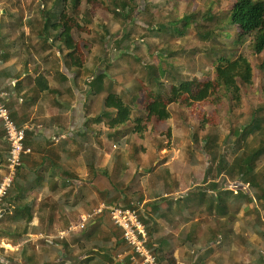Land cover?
I'll use <instances>...</instances> for the list:
<instances>
[{"label":"trees","instance_id":"16d2710c","mask_svg":"<svg viewBox=\"0 0 264 264\" xmlns=\"http://www.w3.org/2000/svg\"><path fill=\"white\" fill-rule=\"evenodd\" d=\"M138 1L41 0L37 7V12L42 16L41 19H27L28 27L36 29L37 40L44 48L40 51L39 57L41 53L44 59H50L49 57L55 55L60 62L55 61L56 67L60 69L59 65L63 64V68L67 71V74L63 75V80L73 82L71 86L74 87L70 88L68 93H71L68 95L74 98L76 92L80 90L84 96L86 121L83 132L75 134L74 141L77 143L79 138H82L79 146L85 145L81 150L79 147L73 150L76 154L85 152L86 162L90 167L89 158H96L98 154V150L93 146L94 143L102 145L100 139L111 141L117 152L114 164L119 163L118 161H121L124 156L134 162L133 165L132 161L130 162L134 168L130 172L133 173L141 167L145 152L140 151L137 143L129 142L130 138L138 136L145 141L153 126L156 128L158 124L167 123L174 118V114L178 115L184 123L195 119V124L190 123L191 132L186 130L187 135H191L184 148L187 156L186 162L192 169L199 166L197 155L200 153L195 148L200 141L209 150L208 153L215 152L217 156V163L214 167L206 166L215 177L214 181L209 183L207 178L211 176L205 175L203 178L205 185L195 188L194 196L199 200L198 206L200 207L199 217H203L205 213L211 215L219 213L221 217L226 216L233 220L234 216L226 210V206L231 203L234 206L241 205L244 209H251V217L258 213L261 221L258 209L264 213V100L259 105L251 101L253 107L248 114L242 109L245 105L244 100L254 98L248 95L257 94V92L264 95V0H234L226 6L227 8L225 7L226 9L222 5L227 0H212L215 5H218L216 10L205 6L206 0H201L185 14H180L175 6H168L167 0H151L150 2L143 0L145 1L143 10L139 9ZM152 5L157 8L168 6L163 20L157 22L153 28L144 25L146 32L140 36L143 39L151 36L161 40L158 56L163 59L162 62L154 64L138 56L141 45L137 42L138 34L135 33L141 16L147 14ZM4 13H6L5 9L0 10V14ZM100 15L111 17V19L109 22H104L102 18L101 33L90 40L97 46L95 48L88 44L84 35L93 34L92 26ZM191 27L199 42L197 50L187 49L183 44H179L180 41L184 42L180 35L191 33L189 29ZM52 34L55 36L52 37ZM33 38L28 36L29 40ZM107 41H111L121 59L129 63V70L138 88L135 92L130 89L126 90L125 95L111 90L100 101L95 114L87 116L95 102L98 101L97 97L108 90L109 79L105 72H107L106 69L111 68V60L106 50ZM249 41L255 60L243 54ZM23 45H25L24 42ZM193 52L199 55L195 57ZM169 59L185 60L186 67L166 63ZM26 60L27 63L33 60L38 64L32 58L30 51ZM28 68L24 67L21 73H18V70L15 72L8 70L9 76L18 77L19 94L23 92L25 98L35 101L37 96L61 93V88L51 86L45 72H35L37 75L35 81L27 88H21L19 77L24 76ZM183 69L189 73H183ZM207 69H210L212 74H206L203 77L198 75ZM102 70L103 74L100 73ZM87 78L90 80L87 86L83 87L82 82ZM140 93H144V102L141 108L140 106L135 108ZM235 109H240L243 113L236 116ZM228 110L231 112L232 121L230 130L224 137L223 118ZM18 124L22 123L18 120ZM161 133H165L164 147L168 152L167 149L173 146L171 127ZM25 143L26 145L28 143L27 135ZM6 146L2 126L0 170L8 157L9 151L7 152ZM70 149H72L71 146ZM170 153L172 154L173 151ZM26 157L23 162L26 161ZM54 167L28 170L22 166L18 172L10 192V199L12 198L17 206L11 218H4L0 221V238H17L20 245L18 252L7 260V264H48L40 261L38 253L39 246L45 245L50 247L49 250H53L58 258L50 264H63L61 261H64L66 255L72 257V260L85 257L84 263L87 264H113L116 255L126 249L117 232L110 227L111 221L107 212L92 217L80 233L71 232L72 244L78 247L72 246L70 242L59 237L41 239L37 242L31 241L33 236L53 235L55 220L59 221V228L66 231L72 224L70 217L73 221H78L80 215L93 214L101 203L118 198L117 196L109 197L119 188L118 179H112L114 172L103 173L107 185L106 188H100L101 190L98 189V191L106 200L101 201L99 198L94 199L97 191L95 183L82 181L80 185H76L75 180H70L67 184L59 176L60 168L53 169ZM161 168L164 166L162 165ZM44 170L48 176L45 175ZM95 170V167L90 170L87 180L94 179ZM166 171L165 173L169 175V170ZM160 172L156 173L159 175L160 182L155 183V187L152 188V190L156 189L158 197L167 191H179L177 188L176 190L161 188L160 185L166 184L164 182L166 175ZM68 176L73 175L68 174ZM187 177L188 181L189 176ZM218 177L221 179L216 182ZM45 182L48 186L44 190L43 183ZM230 182L236 183L233 189L220 190L223 185ZM63 187H71L70 202L68 197L64 200L60 198L58 201L56 197L50 195H55L56 191ZM130 188L127 186L122 191V195L126 197L123 200L124 204L132 202L133 198L143 204L146 198H150L154 200L152 203V209H154L164 201L163 198L159 200L154 192H150L151 188L141 189V192L130 191ZM34 191L42 194L40 199L32 195ZM175 192L172 194L173 197L176 195ZM231 194L233 197H230ZM47 197L54 202L48 205ZM229 198H231L230 201ZM181 204L182 202L179 203ZM61 205H65L66 212H58ZM136 205L139 204L136 203ZM36 217L40 221L39 224H34ZM144 222L147 225L149 220L144 218ZM217 234L224 236L223 241H227V235L222 231ZM150 246L159 258L153 245ZM76 251L79 254L73 256ZM159 260L162 264H173L172 260L164 261L161 257ZM122 264H129V261Z\"/></svg>","mask_w":264,"mask_h":264},{"label":"crops","instance_id":"0c3cea01","mask_svg":"<svg viewBox=\"0 0 264 264\" xmlns=\"http://www.w3.org/2000/svg\"><path fill=\"white\" fill-rule=\"evenodd\" d=\"M1 18V17H0ZM5 33L0 29V91H4L10 95V109L13 117L18 122L24 123L28 125V133L27 134V145L32 149V153L30 156L26 157V161L23 162V166H25L28 170H40L41 168H48L49 166L54 167L53 169L60 168L59 176L63 180L69 184L70 180H75L76 185H80L81 182L90 181L92 184L95 183L94 186L97 187V191L95 192V197L101 201L106 200L103 199L98 189H102L99 181H98V172L102 173H112L114 172L113 180L115 178H120L122 181H126L129 171H125L119 175L118 166L113 163V159L111 156L105 154L102 149H100L102 145L94 143V148L98 150V154L96 158L90 157L88 164L91 165L88 167L85 157V152L76 154L73 149L79 147L80 150L84 148V145L79 146L82 138H79V142L75 143L74 136L75 134H80L83 132L84 123L86 121V110L84 105V96H82V100H79V95L76 94V99L82 104L80 106H70L68 101L64 102V99H60V97L65 98L68 97L71 92L68 93L73 84L72 80L64 81L63 75L67 74V71L63 68L62 70H54L56 69L55 64L57 57L52 55L49 57L50 59H44V55L41 54V57L37 59V55L35 59L37 60L31 63H27V60L23 59L22 56L18 52V38L15 40H9V44L6 43L7 37H5ZM21 36V34H20ZM21 43L24 42L23 38H20ZM13 41V47L11 50L7 49L8 46L11 45ZM23 43L21 44V46ZM20 46V47H21ZM26 45L23 46L25 48ZM40 48V49H39ZM36 47V54L39 55L40 51L44 48L42 46ZM26 50H29L26 47ZM33 55L35 56L33 50ZM9 55V56H8ZM40 62H39V61ZM58 63L59 60H57ZM29 64V65H28ZM63 65V64H62ZM24 67H29L26 69L27 73L24 76L19 77V82L21 84V88H27L33 83L36 79V73H44L48 77V80L51 86H57L61 88V93L48 95L44 94L40 97L37 96L35 101H30L23 95L18 93V77L15 75H8L9 71L15 72L18 70V73H21ZM17 68V69H16ZM58 71L59 74H56ZM49 73V74H48ZM53 74V75H52ZM55 75V76H54ZM74 87V86H73ZM72 87V88H73ZM82 105V106H81ZM95 110H91L87 116H91L95 114ZM99 127V126H98ZM0 131L2 132V126L0 121ZM40 134V135H39ZM148 140H141L140 143H137L140 147V151H144L143 157H146L151 154L144 144ZM104 146L108 147L109 144L115 146L113 142L107 141L103 139ZM67 143V145H64ZM70 146L72 149H70ZM63 147V148H62ZM62 148V149H61ZM1 149V147H0ZM109 156L106 159V167L105 170L102 168V155ZM2 157V156H1ZM142 157L143 161L144 158ZM110 158V159H109ZM109 160V161H108ZM171 161L166 163L165 166L170 167ZM105 164V163H104ZM112 164V168L109 165ZM93 165V167H92ZM96 168L94 173V179L90 178L87 180L90 170L92 168ZM0 170V181L3 176V170ZM115 170V171H114ZM178 172V171H177ZM45 173V170H44ZM138 173V172H137ZM73 175V176H68ZM47 175V173H45ZM110 175V176H112ZM206 172H204L203 178H205ZM48 176V175H47ZM215 177H208L207 181L213 182ZM221 178H216V182H218ZM190 180V179H189ZM106 181V178H105ZM192 182V181H191ZM188 183V181H187ZM205 181L203 180V185ZM148 184V182L146 183ZM191 184V183H190ZM202 185V184H201ZM48 186V183H43L44 190ZM60 188L62 185H59ZM128 186V185H127ZM142 186V185H141ZM155 187V185H153ZM148 187H144L143 190H146ZM149 188H151L150 192H154V195L158 197L155 191L152 190V186L149 184ZM196 187H186L187 191L192 190V192L188 193V207H183L179 205L180 200H174V202L167 203L165 200L159 204V207H155L152 209V203L154 200L150 198H146L143 202L142 206L143 210L148 208V211L145 210V220H149L147 225L150 229V243L153 245V249L157 252L159 258L161 257L164 261H171L173 264H264V213L261 209H258L261 215V221L259 220V214L256 213L253 217L252 210L249 208L244 209L243 206H234L231 203L226 206V210L229 214L234 216V219L231 220L226 216L221 217L219 213H215L211 215L210 213L203 214V217H199L200 207L199 200L195 198ZM100 189V190H101ZM173 190H176L174 188ZM222 190V187L220 188ZM122 191H118L119 198L117 200H110L112 203L107 202L101 203L105 205H119L125 206L132 202H128L124 204L126 197L122 195ZM219 191V190H218ZM51 192V191H50ZM49 192V193H50ZM71 192V187H63V189H58L55 195L50 194L53 197H57L58 201L69 199ZM175 192V191H174ZM173 191L170 194L174 193ZM166 193H164L165 195ZM235 191L233 190V195ZM32 195L36 196L38 199L41 198L40 192H32ZM231 194L230 197H233ZM113 192L109 197H115ZM162 196V195H161ZM175 196H178L177 194ZM107 197V196H106ZM160 198L163 197H158ZM157 200V199H156ZM231 198H229V201ZM8 209L9 214L6 218H11L14 213L15 205L13 199H9L8 201ZM124 204V205H123ZM99 205V206H100ZM132 205H136V203H132ZM67 209L65 205H61L58 212H66ZM80 215V220H74L72 217V224L70 227H76L80 224L82 216ZM179 218H184L182 222H177ZM187 219V221H186ZM39 219L37 217L34 220V224H39ZM149 223V224H148ZM54 224H59L58 220L54 221ZM185 224V225H184ZM60 226V224H59ZM110 227L113 228L112 224ZM230 227V228H229ZM62 231V230H61ZM222 231L225 235H227V241H223V237L218 232ZM80 230H75L73 233L78 234ZM55 235L46 236H33L31 238L32 242H37L41 239H57ZM71 237V233H68L63 237L64 240L67 241L68 238ZM70 240H68L69 242ZM72 242H70L71 244ZM46 246V245H45ZM20 245L18 244V239H8V238H0V264H7L8 259L12 258L14 254L9 253H17ZM48 247V246H46ZM50 247H48L49 249ZM74 262L84 263L86 260L85 257L73 258ZM72 260V261H73ZM73 263V262H71Z\"/></svg>","mask_w":264,"mask_h":264},{"label":"rangeland","instance_id":"374dc122","mask_svg":"<svg viewBox=\"0 0 264 264\" xmlns=\"http://www.w3.org/2000/svg\"><path fill=\"white\" fill-rule=\"evenodd\" d=\"M148 1L150 2L151 0H148ZM167 1H168V6H175L177 8L178 12H180V14L187 13L189 11V9H191V7L194 4L197 5V4H199V2H201V0H167ZM40 2H41V0H0V10L5 9V11H6V13L0 14V17H1L0 18V28L2 29V32L5 33V35H6L5 37H7L6 43L9 44V40L10 41L13 40L15 42V40L18 38V52L21 50V52H19V53L24 60L27 58L29 51L31 52L32 58L35 61H37L35 59L36 55H37V59L39 58V55L36 54V47L39 48L41 46V42L37 40L38 34H37L36 29L34 30V29L28 27L27 19L28 18L29 19L32 18L33 20H37V19L40 20L41 19L42 16L40 15L39 12H37V7L39 6ZM232 2H234V0L225 1L222 5L223 8H225L227 5H229ZM137 4H138L140 10L144 9L145 1L139 0L137 2ZM204 5L208 6V7H212L213 10L218 9V5H215L212 2V0H206ZM168 6L166 5L164 7L157 8L154 5H152L150 7V11H148L147 14H143V16H141V19L138 22L139 26L135 30V33L138 34L137 42L141 45V47H140L141 51L138 53V56L142 57V59H144L147 62H151L152 64L162 62L163 58H160L158 56L161 40L157 39V38L154 39L151 36H148L146 39H143L140 36H142L146 32V28H143L144 25L146 27L149 26V27L153 28L157 22H160L161 20H163L164 16L167 13L166 9ZM102 18L105 20L104 22H109V20L111 19V17H108V16L104 17L103 15H100V18H97L94 21V24L92 26L93 34H90L89 36L87 34L84 35V38L88 41V44L91 47L97 48V46L94 45L93 43H91L90 40L93 39V37L95 35H97V34L99 35L101 33L100 26H102V24H103ZM189 29H190L191 33H185L183 35H180L181 38L184 40V42L180 41L179 44H183L187 49L197 50L199 42L196 39V33L192 27ZM20 34H21V36H20ZM117 34L119 35V33H117ZM28 36L34 37L33 40H29ZM53 36H55V34H52V37ZM20 38L24 39V44L26 45V47L29 48V50H26V47L23 48L24 45L21 46V44L23 42L21 43ZM13 41H12L11 46L9 48L10 50L13 47ZM32 50H33L35 56L33 55ZM106 50H107L108 57L111 60V62H110L111 68L106 69L107 72H105L107 78L109 79L107 82L108 90H106L104 93L100 94L97 97L98 101L95 102V104L92 108V110H95V111L98 108L100 101H102L108 95V92H110L111 90L113 92L121 93V94L125 95L126 90L130 89L132 92H135L138 88L137 84L133 78V75H132L131 71L129 70L130 69L129 63L126 60L121 59L119 52L114 50L111 41H107ZM41 54H43V53H41ZM243 54L245 56L250 57L252 60L253 59L255 60V57L252 55V46H251L250 41L246 44V46L243 50ZM152 55H153V57L151 58ZM193 55L196 57L199 54L197 52H193ZM31 62H33V60H31L29 63H31ZM166 63L174 64L177 66L183 65L184 67H186V61L185 60L183 61L180 59H169V61H166ZM59 66L63 67V65H59ZM61 67H60V69H58V67H57L54 70L60 71L63 69ZM58 71H56L57 74H59ZM182 72L183 73L186 72V74L189 73V72L185 71L184 69L182 70ZM100 73L103 74L104 71L102 70ZM206 74L207 75L212 74V71L210 69H207V70H205V72H203L201 74L198 73V75L200 77L201 76L203 77ZM48 77H51V76H48ZM89 80H90L89 78L85 79L84 82H82V86L86 87ZM257 84L259 85V82H257ZM254 85H255V82H254ZM77 92L78 93L76 95L77 96L79 95V100L81 101L83 94L81 93L80 90H78ZM76 95L74 98L72 96H68L65 98L60 97V99H62V100L64 99V102L68 101V103L70 104L69 107L75 106V105L80 106L79 104H82L83 101L82 102L77 101L78 98L76 99ZM139 96L140 97H139V100L137 101V103L135 104V108H138L139 106L141 108V106L144 102V93H140ZM248 96H253L254 98L253 99L251 98L252 100H249V98L244 100L245 105H244L242 111L246 112L247 114L252 110V107H253L252 102H253V104L255 103V104L259 105L264 100V95L260 94L259 92H257V94H250ZM123 98H127V97L123 96ZM242 111L240 109L239 110L235 109V115L239 116L241 113H243ZM174 115H173L174 118H172L167 123L160 124V125L158 124L156 126V128H155V126H153L151 128V131L148 135V138H146L148 141L144 143L146 145L147 149L149 151H151V154L146 156V157H143L144 161H142L141 167L138 168V170L134 171L133 173L130 172L129 173L130 175H128V178L126 181H122L120 178H116V179H118L117 181L119 183V186H118L119 188L117 187L118 190L113 191V194L117 195L118 198H119V195H121L118 193V191L125 189L127 187V185L129 186V188L131 186L130 191L138 190L139 192H141V189L143 190V188L146 186L149 188V184L152 187H154L153 185L155 183L157 184L158 182H160L158 180V178H159L158 174L160 172V169H162V172H160V173H164L166 175V178L164 180V182L166 184L160 185V187L165 188V189L177 188L179 191L175 192L178 196L173 197L172 194H170L171 191H167V192H165L166 193L165 195L162 193L161 197H163V199L167 203L174 202V200L180 199V202H182L181 206L188 207V202H186L187 201L186 198H188L187 195L189 192L191 193L192 190L187 191L186 187L203 186L204 172H206V175L213 177V175L211 174L209 169L207 170L206 166L208 165V168L214 167L217 163V161H216L217 156H216L215 152L208 153L209 150H207L204 147L203 142L200 141L199 144L197 145V147L195 148L200 153L197 155L198 156L197 159L200 162L199 166L197 168L192 169L191 166L186 162L187 156H186L184 148L186 147L185 144H187V141L190 139V136H191V135H187L186 130H189V132H191L192 125H190V123L195 124L196 120L191 119L190 121L184 123L183 120L180 119L178 115H176V114H174ZM224 115H225V117L223 118V127H224L223 136L225 137L230 130L232 120L230 117L231 112L229 110L226 111ZM236 123H238V121H236ZM25 126H27V128H28V125L25 124ZM170 127H171V131H172L171 140L173 143V146H172L173 150H172V148H169V149H167L168 150V152H167L165 150V147H164V145L166 143V141L164 140V139H166L164 137L165 133L162 134L161 132L162 131L166 132L167 128H170ZM141 140L142 139H140L138 136H133L132 138L129 139V142L140 143ZM100 141H101V144H103V146L100 149H102V151L104 150L103 152L104 153L106 152L105 154L108 153V155L111 156L110 158L113 159V163H114V161H116L115 160V154L117 153L116 147L115 146L113 147V145H111V144H109L108 147H105L103 139H100ZM6 147H7V152H8L9 151L8 144ZM171 150L173 151L172 154L170 153V152H172ZM105 154L102 155V157H101L102 166H103L102 168L104 170L106 167V159L109 157ZM230 159H231V156L229 157V160ZM131 161L132 160H128V158H126L124 156L121 159V161H118L120 163V164L117 163V164H119V166H118L119 175H121V173H124L125 171H129L131 169L132 170L134 169V168H132V165L134 164V162L133 161L131 162ZM170 161L172 162L170 167L165 166V164L170 162ZM130 162L132 165H130ZM117 164H115V165H117ZM162 165L164 166V168H161ZM109 167L112 168V164H110ZM139 169H140V171H139ZM163 170H165V171H163ZM166 170H169V172H170L169 175L166 174L167 173ZM156 173H158V174H156ZM186 175L189 176V179L192 178L191 179L192 182L189 180H188V183L186 182L188 179V177ZM97 178H98V181H99L101 187L106 188L107 184H106L105 177L103 176L102 172H98ZM147 182H148V184H146ZM235 185H236V183L230 182L228 184L223 185L222 190H224L225 188L228 190H231L234 188ZM174 198H176V199H174ZM56 200H57V197H56ZM131 200L134 203L142 205L141 202L134 200V198ZM46 201H47L46 203L48 205H50L52 202H54V200L52 201V199L50 197H47ZM109 203H112V202H109ZM145 210L148 211V208H145ZM183 220H184V218H179L177 220V222H182ZM186 221H187V219H186ZM54 227H56V229H54ZM54 227H53V231H54L53 235L57 236L59 231H61V229L59 228V225H57V224H54ZM68 240H70L69 242H72L71 237L68 238L67 241ZM71 245L78 247L77 245H73L72 243H71ZM122 245H124V248L126 249L125 244H122ZM38 253H39L40 261H42V262H46V263L50 264L51 262L58 260L56 253H54L53 250H49L48 247H46V246H39ZM10 254H16V253H9V255ZM78 254H79L78 251H76L73 256L78 255ZM61 262H63V264H78V262L75 263L74 261H72V257H68V255H66L64 261L62 260ZM71 262H73V263H71Z\"/></svg>","mask_w":264,"mask_h":264},{"label":"built area","instance_id":"2783aa9c","mask_svg":"<svg viewBox=\"0 0 264 264\" xmlns=\"http://www.w3.org/2000/svg\"><path fill=\"white\" fill-rule=\"evenodd\" d=\"M0 121L4 130V140L9 147L8 157L3 166V176L0 181V221L9 214L8 201L10 192L15 184L16 177L23 160L32 153V149L26 145L28 128L14 119L10 109V95L0 91ZM142 206L100 205L93 214L82 216L81 222L75 228L72 226L66 231H59L58 237L63 238L75 230L82 231L87 221L94 216L108 213L113 229L125 244L126 250L116 255L113 264H162L157 255L151 249L150 232L144 222L145 210ZM56 229V227H54Z\"/></svg>","mask_w":264,"mask_h":264},{"label":"water","instance_id":"95a60500","mask_svg":"<svg viewBox=\"0 0 264 264\" xmlns=\"http://www.w3.org/2000/svg\"><path fill=\"white\" fill-rule=\"evenodd\" d=\"M1 162H2V158H1V156H0V165H1Z\"/></svg>","mask_w":264,"mask_h":264}]
</instances>
